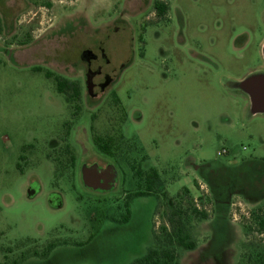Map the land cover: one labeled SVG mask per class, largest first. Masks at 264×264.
Wrapping results in <instances>:
<instances>
[{
    "label": "rangeland",
    "instance_id": "rangeland-1",
    "mask_svg": "<svg viewBox=\"0 0 264 264\" xmlns=\"http://www.w3.org/2000/svg\"><path fill=\"white\" fill-rule=\"evenodd\" d=\"M156 1L0 0V264H132L176 208L197 244L177 249L180 264L264 249V202L241 193L264 191V106L238 84L264 80V0H162L163 19ZM47 72L80 83L81 102ZM92 166L111 169L109 187L85 182ZM153 170L158 194L130 202L129 224L111 222ZM51 243L68 245L34 256Z\"/></svg>",
    "mask_w": 264,
    "mask_h": 264
},
{
    "label": "trees",
    "instance_id": "trees-1",
    "mask_svg": "<svg viewBox=\"0 0 264 264\" xmlns=\"http://www.w3.org/2000/svg\"><path fill=\"white\" fill-rule=\"evenodd\" d=\"M154 9L158 13L159 16L165 15V5L160 2H155ZM3 29L0 20V36L2 35ZM36 71L42 72L41 68H37ZM47 79H53L56 85V90L59 94L64 95L69 98L71 102L80 103L82 100V87L80 83L67 80L60 76H55L51 72L46 73ZM78 111H81V107L78 106ZM112 140H109L105 143L103 141H99L97 143L99 149L102 153L107 156H112ZM72 161L74 163L75 158L72 157ZM146 190L139 191L127 197V202L125 204L127 214L120 221L115 222V224H127L130 220L131 212L129 203L133 199L137 198H149L154 197L158 194L156 191V184L160 182L159 173L156 170H153L151 173L143 175ZM188 194V190H185ZM159 200V199H158ZM259 213L262 212V209L258 210ZM189 216L187 211H184L182 208H176L171 214L168 216L166 225L161 230V235L153 232L155 247L151 248L147 251L146 255L140 259L135 260L132 264H180V257L177 249H183L185 251H195L197 248L196 242L192 239L189 229H188V220ZM190 216L194 219L196 218L199 221H208L210 216L207 212L201 211L198 208H193L190 210ZM257 227L259 233H264V219L261 217L258 218ZM248 232L252 231L251 228L247 229ZM94 236L90 238L93 240ZM68 243H51L45 249L43 255L35 253V257L41 258L43 260L48 259L51 254L60 246H67ZM74 245H80L75 243ZM27 258H23V261H26ZM245 260L241 264H264V249L257 250L255 252H250L247 256L243 257ZM18 264V263H13Z\"/></svg>",
    "mask_w": 264,
    "mask_h": 264
},
{
    "label": "flooded vegetation",
    "instance_id": "flooded-vegetation-1",
    "mask_svg": "<svg viewBox=\"0 0 264 264\" xmlns=\"http://www.w3.org/2000/svg\"><path fill=\"white\" fill-rule=\"evenodd\" d=\"M157 1L160 2L161 4H164L165 5V8H166V11L165 12L166 13H165L164 16H159L158 13L155 11L157 18L163 19L166 16V14H167V12L169 10V6L164 1H162V0H157ZM86 55L89 58H91L88 61V64L89 65L91 64V62H93V61L96 62L98 60V57L96 55H93L91 51H87L86 52ZM101 74H102L101 68H98V70H96V71H91L89 69L88 70V74H87V79H88V81L89 80L90 81H94L95 78L98 77V76H101ZM110 81H111V79L108 76H105V83L106 82H110ZM105 83L104 84H98V86L94 83V85H92L93 86V90L96 89V88H98L102 92H104V90H105L104 89ZM251 89L254 92V95H256L258 98L263 97V93H264V81H263V79H262V81L259 80V84H253L252 87H251ZM258 104H261V101H259ZM260 161L264 163V160H260ZM110 172H111V169L109 167L106 168V169H104V170H102V169L97 168L96 166H92V169L91 170H84L83 171V177H84V180H85V182L87 184L88 183H91L89 185H93L92 187H94L95 189H97V190H103V189H106V187H109L110 178L112 176L110 174ZM241 193L244 196L243 199L246 200V201H248L249 203H252V204H256L257 205V204L261 203L264 200V191L263 192H258L256 194L255 193L254 194H249V193L243 194V192H241ZM224 194L226 195V199H228V201L230 202L231 200H229V199L232 197L231 192L226 191ZM219 195L217 196V199L220 201L221 198L219 197ZM129 205H130V203H129ZM129 209H130V212H131V216H130V220L128 221L127 224H129L131 222L132 216H133V212L131 211V206L129 207ZM125 211H126V214H127L126 207H125ZM126 214L124 215V217L126 216ZM121 220H119V221H117V220H111V222H114V221L115 222H120Z\"/></svg>",
    "mask_w": 264,
    "mask_h": 264
},
{
    "label": "crops",
    "instance_id": "crops-1",
    "mask_svg": "<svg viewBox=\"0 0 264 264\" xmlns=\"http://www.w3.org/2000/svg\"><path fill=\"white\" fill-rule=\"evenodd\" d=\"M259 80L260 79H257L254 77L238 80V84H239L240 89L244 90L251 97L252 104L257 109L264 106V93H263V97L258 98L256 95H254V92L252 91L251 87L253 84H259ZM259 101H261V104H258ZM262 202H264V200Z\"/></svg>",
    "mask_w": 264,
    "mask_h": 264
},
{
    "label": "built area",
    "instance_id": "built-area-1",
    "mask_svg": "<svg viewBox=\"0 0 264 264\" xmlns=\"http://www.w3.org/2000/svg\"><path fill=\"white\" fill-rule=\"evenodd\" d=\"M227 154H229V152H227L226 150H223V151L219 154V156H224V155H227Z\"/></svg>",
    "mask_w": 264,
    "mask_h": 264
},
{
    "label": "water",
    "instance_id": "water-1",
    "mask_svg": "<svg viewBox=\"0 0 264 264\" xmlns=\"http://www.w3.org/2000/svg\"><path fill=\"white\" fill-rule=\"evenodd\" d=\"M92 88H93L92 86H89V87H88L89 91H91V90H92Z\"/></svg>",
    "mask_w": 264,
    "mask_h": 264
}]
</instances>
